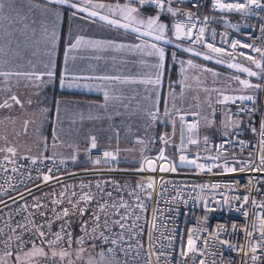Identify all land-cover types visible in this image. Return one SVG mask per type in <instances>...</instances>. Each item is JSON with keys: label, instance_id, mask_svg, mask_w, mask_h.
Wrapping results in <instances>:
<instances>
[{"label": "built area", "instance_id": "built-area-1", "mask_svg": "<svg viewBox=\"0 0 264 264\" xmlns=\"http://www.w3.org/2000/svg\"><path fill=\"white\" fill-rule=\"evenodd\" d=\"M123 2L143 10H160L154 3ZM238 3L248 4L249 0H172L170 5L164 0V11L169 6L176 11L172 33L177 37L174 26L183 25L190 35L178 38L189 46L242 60L259 70L257 94L241 96L251 100L231 97L220 103L229 120H252L250 130L228 125V133L216 137L209 155L203 157L191 151L198 142L197 117L180 113L175 165L162 156L126 165L130 163L96 138L93 148L94 134L88 136L77 160L0 158V256L11 255L32 241L56 242L58 232L61 240L68 239L70 227L64 222V209L69 213L73 207L79 213L83 209L85 216L75 242L84 237V244H98L119 264H264V171L260 170L264 157V0L243 12L219 6ZM208 45L223 52H214ZM105 152L112 156L105 158ZM225 166L237 170L228 172ZM46 175L51 179L45 181ZM122 179L133 181V189L128 191L130 184ZM54 187L58 191L52 193V205L45 206L49 218L42 224L37 218L45 207L38 200L29 202L28 196ZM84 195L91 199L81 200ZM101 233L108 237L107 242ZM189 239L194 241L192 250Z\"/></svg>", "mask_w": 264, "mask_h": 264}, {"label": "crops", "instance_id": "crops-1", "mask_svg": "<svg viewBox=\"0 0 264 264\" xmlns=\"http://www.w3.org/2000/svg\"><path fill=\"white\" fill-rule=\"evenodd\" d=\"M0 2L4 5L0 10V87L13 90L14 86H10L13 81L42 84L39 100L29 104L7 101L9 107H0V158L49 156L54 159L53 154L46 155L48 148H42L41 143L44 145L45 138L55 140L58 118L66 119V124L71 126L69 133L60 138L65 140L67 157H76L75 150L85 147L91 134L103 144L107 141L105 134L117 135L120 125L121 130L125 127L127 138L135 140L137 126L150 123L146 121L149 113L159 109L163 88L176 87L179 65L185 55L181 56L175 73H171L168 56L174 47L170 36L156 40L153 35L107 30L105 20L90 15L97 11L91 1L88 5L84 0H69L65 4L50 0ZM71 4L77 7L72 8ZM85 8L87 11H83ZM85 15L93 19H86ZM70 44L77 46L70 50ZM153 44L164 50L162 67H157L161 61L151 47ZM49 70L54 72L51 78L46 75ZM41 73L45 75L37 79ZM26 74L33 76L29 78ZM158 74L159 83H156ZM169 74L173 78L177 76L176 80H169ZM62 78L64 86L61 85ZM61 90L85 98L62 97L59 95ZM57 99L66 100L63 102L66 111L61 116L54 108ZM31 108L32 126L29 127L27 113L13 110ZM47 108L52 111L47 112ZM77 108L81 109L79 113ZM42 119L48 128L39 134L37 120ZM15 121L19 125L18 133L6 130ZM132 132L134 135L131 136ZM121 139L125 140L124 137ZM15 141L17 143H12ZM9 148L14 152L9 153Z\"/></svg>", "mask_w": 264, "mask_h": 264}, {"label": "rangeland", "instance_id": "rangeland-1", "mask_svg": "<svg viewBox=\"0 0 264 264\" xmlns=\"http://www.w3.org/2000/svg\"><path fill=\"white\" fill-rule=\"evenodd\" d=\"M86 4L90 3L94 6L97 4H103L106 7L96 8L98 17H106L105 29L115 31L119 30L123 33L147 35L150 29L147 26V20L149 18H155L159 16L158 23L164 24L165 31L163 33L164 38L170 36V42L173 44L174 49L179 53H183L186 56L183 58L180 70L178 71V81L176 87L169 88L165 94L164 109L159 113L158 110L154 111L156 119L148 117L147 124H140L137 126V134L131 133V136H136L135 140H129L125 127L121 130L119 126L118 134L110 137L105 134L107 141L102 142L107 148L113 150L119 155L120 159L124 162H130L133 164H140L141 161L148 156H162L167 157L173 161L175 160L179 151V129L177 124V116L180 113L187 115H194L198 119V142L191 147V151L198 152L200 156L209 155V145L215 139V136L208 137L209 130L218 128L216 131V137L223 136L229 131V127L239 125L241 121L239 119L229 120L226 117L225 110L221 108L219 116L214 115L216 106L220 108L221 100L225 97H240L249 93L254 94L258 89V82L260 80V72L254 66L236 59H225L215 56L205 50H202L195 46H189L183 40L176 37L172 33V14L167 11L152 10L145 12L138 9L134 5L122 3L119 0H84ZM128 8L136 9L135 12L129 13ZM135 17V20L129 17ZM86 19H93L85 15ZM143 20L144 23L140 24L136 21ZM99 21V20H98ZM111 21H116L115 24ZM100 23V22H99ZM128 24V28H124L123 25ZM109 26V27H108ZM168 27V29H167ZM139 28V32L134 29ZM153 36L160 35L159 32H153ZM176 38V39H175ZM181 40V41H180ZM172 46V45H171ZM207 57H210L207 58ZM188 61L192 63L189 64ZM231 65H238L239 67H232ZM247 68L250 72L256 73V75H250L249 72H244L243 69ZM183 69V71H181ZM239 81H247L249 86L241 84ZM41 83L33 84L32 82L13 81L10 86H14L13 90L0 87V102L12 101L11 96L15 95L20 101L30 103L36 99L39 100L41 91ZM37 88V89H36ZM66 100L57 99L54 105L56 111H59V116L65 113L64 103ZM30 106V105H29ZM167 110V111H166ZM13 111H21L27 113L28 126L32 125V113L33 109H19ZM52 111L51 109L46 110ZM81 109H76L79 113ZM1 112V111H0ZM46 112V113H47ZM13 116V115H11ZM217 120V121H216ZM162 121L170 128L159 134L157 130V122ZM16 122V121H15ZM5 126L6 130L10 132L18 133L19 125L16 123ZM67 120L58 118L56 121L57 133L55 140H46L44 145L41 143L42 148H48L46 155L53 154L54 159H70L77 160L80 155V151L84 148H78L75 150L76 157H67L65 147V140H61L67 135L71 129V126L66 124ZM65 123V124H64ZM219 124V126L217 125ZM229 125V127H228ZM37 130L39 134H43L47 130L48 126L45 125L44 119L37 120ZM2 129H4L2 127ZM161 131V130H160ZM121 132V133H120ZM17 135V134H16ZM7 136V134H5ZM124 137L125 140L121 139ZM163 137V139H161ZM32 138V137H31ZM159 140V143H158ZM4 142V141H3ZM28 142V141H26ZM12 143H17L12 142ZM74 148L71 149V151ZM14 159L24 157H10ZM28 158H50L46 157H28ZM57 187L50 188L41 194H36L29 199V202L36 201L37 196L46 195L49 199H52V193ZM59 192L57 193V195ZM68 239L58 240L51 245L33 244L21 248L11 255L0 256V264H119L118 260L114 257L108 256L102 248L98 247L95 243L80 244L77 242L68 244ZM95 245V246H93ZM39 249L43 250L41 254ZM83 249V251H80ZM104 255L101 257V252ZM62 252H67V256H61ZM55 253V255H54Z\"/></svg>", "mask_w": 264, "mask_h": 264}, {"label": "snow or ice", "instance_id": "snow-or-ice-1", "mask_svg": "<svg viewBox=\"0 0 264 264\" xmlns=\"http://www.w3.org/2000/svg\"><path fill=\"white\" fill-rule=\"evenodd\" d=\"M50 2H54V3H58V4H65V3H68L69 0H50ZM137 2L140 3L141 5H143V4H145V3H154V4L157 5V7H158L161 11H164V10H165L164 0H137ZM171 3H172V0H168V4L170 5ZM217 3H218V0H217ZM249 5H256V6H259V0H249V3H248V4H243V3H238V4H235V5H233V4H227V5L220 4L219 6H220L221 8H225V7H226V8H228V9H230V10H237V11H241V12H243L247 7H249ZM70 6H71L72 8H76V7H77L76 4H71ZM213 6L216 7V4H214ZM3 7H4L3 3L0 2V10H2ZM94 7H97V8H104V7H106V6L103 5V4H97V5H95ZM166 10H167L168 13H170V14H172V15H176V14H177L176 11L173 10L170 6L167 7ZM83 11H87V8L83 9ZM127 11L131 14V13L135 12L136 9L128 8ZM97 14H98V13L95 12V11H93V12L90 13L91 16H96ZM129 18L132 19V20H135V17H131V16H130ZM189 18H191V14H190V13H189ZM101 19H106V17H101ZM158 20H159V16H157V17H155V18H149V19L147 20V26H148V28L150 29V31L147 33V35H148V36H152V34H153L154 31H155V32H159L160 35H157V36L155 37V39H156V40H162V39H164L163 33H164V31H165V27H166V26H165L164 24H162V23H158ZM136 22H137V23H140V24H143V23H144L143 20H141V21H136ZM111 23L115 24L116 21H111ZM123 27H124V28H128L129 25H128V24H124ZM174 27H175V30H176V35H177V37H179V36H181V35H190L189 32L185 31L183 25L177 23V24H175ZM134 30L137 31V32L140 31L139 28H136V29H134ZM203 31H204L203 29H200V32H201V33H203ZM53 37H54V40H55V32L53 33ZM78 42H79V41H78ZM238 44H239V41L234 42V43L232 44V47L235 48V47L238 46ZM76 46H77L76 44H70L69 49L71 50L72 48H75ZM121 47H123V45H121ZM137 47H139V46H137ZM151 47H152L153 49H155V51H156V53L158 54L159 59H160V61H161V64L158 65L157 67H162V61H163V58H164V50H163L162 48H156V45H154V44L151 45ZM208 47H209V48H212V45H208ZM244 47H246V48H252L253 45L245 44ZM212 50H213L214 52H218V53H219V52H223L222 49L212 48ZM255 50H256L257 52L260 51V49H255ZM207 58L210 59V57H207ZM248 59L253 60V63H256L258 67L261 66L260 63H259L258 61H255L251 56H249ZM188 63L191 64L192 62H191V61H188ZM231 66H232V67H239L238 65H231ZM53 68H54V64H53ZM181 71H183V69H181ZM243 71H244V72H249L250 75H256V73H254V72H250L249 69H247V68H244ZM3 75L7 76V75H9V74H8V73H3ZM17 75H19V74H17ZM26 75H28L29 78H32V76H33V74H26ZM43 75H45V74H44V73H41V74H39L38 76H36V78H37V79L42 78ZM46 75H47L49 78H51V77L54 75V72L51 71V70H49V71L46 73ZM101 79H109V78H108V77H102ZM147 82L151 83L152 81H147ZM155 82H156V83H159V74L157 75V80H156ZM239 82H240L241 84L245 85L246 87L249 86L247 81H239ZM61 85L64 86V84H63V78H62V81H61ZM68 86L71 87L72 85H68ZM105 98H106V99L108 98V94H107V92H105ZM10 99H11L12 101H14L16 104H20V103H21L20 100L17 99V97H16L15 95L11 96ZM224 99H225V100H229V99H231V97H225ZM240 99H248V100H251L252 97H240ZM9 106H10V105L8 104L7 101H5L4 104L0 105V107H9ZM166 111H167V110H166ZM149 116H150L152 119H156V115H155V113L150 112V113H149ZM183 119H184V117L181 116V120H182V121H183ZM193 127H195V125H191V126H190V128H193ZM261 134H262V136H264V123L261 124ZM161 139H163V137H162ZM91 146H92L93 148L96 147V140H95V137H92V138H91ZM7 151H8L9 153H13V152H14V149L9 148V149H7ZM111 156H112V153H109V152H105V153H104V157H105V158H108V157H111ZM7 159H8V158L5 157V160H7ZM49 159H50V158H49ZM184 159H185V157L182 156V157H181V161H183ZM33 162H35V160H34ZM99 162H100L99 160L96 161V163H99ZM261 165H262V167H261L260 170H261V171H264V157L261 158ZM172 170H175V169H172ZM225 170L228 171V172H235L237 169H236V168H229V167L225 166ZM243 170H244L243 168L240 169V171H243ZM43 179H44L45 181H47V180L51 179V177L46 175V176L43 177ZM213 187H217V185H213ZM90 199H91V197L88 196V195L81 196V200H85V201H86V200H90ZM243 199H244L245 201H247L248 198H247V197H244ZM101 207H103V206H101ZM80 211H81V213H83V209H81ZM64 214H65V215L68 214V210H67V209H64ZM245 215H247V213H245ZM96 220H97V221L99 220V217H98V216L96 217ZM106 224H107V221H105V225H106ZM262 226H264V221H262ZM49 227H50V225H49ZM97 227H99V224H97ZM120 227L123 228V224H121ZM94 230H95V229H94ZM39 235H40L41 237H43V236H44V233L41 231V232H39ZM67 235H68V241H67V242H68L69 245H71V243H72L71 234L68 233ZM249 235H251V233H249ZM262 235H264V233H262ZM55 236H56V240H61V239H62L61 233H59V232H58V233H55ZM101 238H102L105 242L108 241V237L104 236L103 233H101ZM93 239H94V238H93ZM48 243H49V245H51V244L54 243V242H53V241H49ZM77 243L83 244V243H84V237H79V238L77 239ZM111 243H112V244H115L116 241H115V240H112ZM224 243H228V242L225 241ZM188 244H189L190 250H192V249L194 248V241H192L191 239H189ZM93 246H95V245H93ZM229 247H231V245H229ZM38 251H40L41 254L43 253V250H42V249H39ZM80 251H83V249H81ZM108 251L111 252L112 249H108ZM253 251H255V249H253ZM54 255H55V253H54ZM60 255L63 257V256H67L68 253H67V252H62ZM100 255H101V257H103V255H104L103 251L101 252ZM89 264H91V262H89ZM201 264H203V262H201Z\"/></svg>", "mask_w": 264, "mask_h": 264}, {"label": "trees", "instance_id": "trees-1", "mask_svg": "<svg viewBox=\"0 0 264 264\" xmlns=\"http://www.w3.org/2000/svg\"><path fill=\"white\" fill-rule=\"evenodd\" d=\"M145 12H150V11H145ZM176 39V38H175ZM181 41V40H180ZM184 42V41H183ZM170 55L168 56V59L170 60V67H169V70L170 72H174L175 73V70L176 68L178 67L179 63H180V60L182 59L181 56H184L185 54L183 53H179L178 51H176V49L174 50H170ZM186 56V55H185ZM236 60H239V59H236ZM242 61V60H241ZM244 62V61H243ZM246 63V62H245ZM255 68V67H254ZM167 69V68H166ZM257 69V68H256ZM258 70V69H257ZM260 74V78H261V73ZM176 76V75H175ZM177 77V76H176ZM176 77H172L170 76L169 74V80H176ZM1 81V80H0ZM259 85V84H258ZM169 88H163V92H162V95H161V99H160V102H159V109H158V112L160 113L163 109H164V105H165V94H166V91L168 90ZM258 92V89L254 92V94H257ZM251 94V93H249ZM59 95L62 96V97H76V98H85L83 95L81 94H74V93H69V92H66V91H59ZM244 96V95H243ZM241 97V96H240ZM221 109H217L214 111V115L216 117L219 116V113H220ZM241 121V123L239 125H234V127H239V126H242L245 131H249L250 128L253 126V121L250 120L249 118L247 119H239ZM217 121V120H216ZM219 126V124H217ZM170 127L167 126V124H164V122L162 121H158L157 122V130H159V134L162 133L163 131L169 129ZM161 130V131H160ZM218 130L217 126L216 128H214L213 130H209V133L211 134H208V137H213L215 136L216 138V131ZM220 137V136H219ZM158 143H159V140H158ZM211 145V143H210ZM210 145H209V150H210ZM130 163V162H129ZM126 165H129V166H132V165H136V164H133V163H130V164H126ZM124 179L121 180L122 183H125V184H130V186L128 187V191L129 190H132L133 189V181H130V179H126V181H123ZM50 188H47V189H44V190H40L38 192H34L33 194H31L30 196H28V199H31L32 197H34L36 194H41L43 193L44 191L48 190ZM125 195H127V193L125 192ZM37 200L39 201V203L43 204V207L45 206H51L52 205V201L49 199V197H47L46 195L42 194V195H39L37 196ZM36 200V201H37ZM42 207V208H43ZM47 207L44 208V211H43V214L42 215H38V221H40L42 224H44V222H46V220L49 218L47 216L48 214V209ZM37 217V216H36ZM85 218L84 214H81L77 211H75L73 209V207H71V211L66 215V217L64 218V222H67L70 227V234H71V239H72V243L75 242L76 238H77V235L79 234V231H80V226L83 222V219ZM53 227H56V224L53 223L52 224ZM30 243H33V244H39V245H43L41 243H38L37 241H32V242H29L27 243L24 247L28 246ZM98 247H100L98 244H96ZM23 247V248H24Z\"/></svg>", "mask_w": 264, "mask_h": 264}]
</instances>
